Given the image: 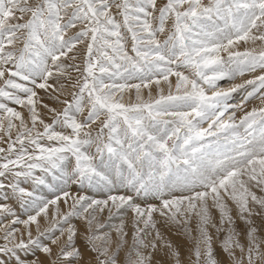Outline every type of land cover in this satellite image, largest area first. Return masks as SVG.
<instances>
[{"label":"snow or ice","instance_id":"obj_1","mask_svg":"<svg viewBox=\"0 0 264 264\" xmlns=\"http://www.w3.org/2000/svg\"><path fill=\"white\" fill-rule=\"evenodd\" d=\"M170 225L264 264V0H0V264H182Z\"/></svg>","mask_w":264,"mask_h":264},{"label":"rangeland","instance_id":"obj_2","mask_svg":"<svg viewBox=\"0 0 264 264\" xmlns=\"http://www.w3.org/2000/svg\"><path fill=\"white\" fill-rule=\"evenodd\" d=\"M240 50H243V45H241V48H240ZM223 55H227L226 53H224ZM73 75H75L74 73H73ZM246 77V79H249L250 77L248 76L247 77V75L245 76ZM245 77H237L238 79H239V81H238V83H243V81L245 80ZM175 78L173 77V80H174ZM227 79H225V80H222V81H218L217 82V87H218V89H224V87H222V85H224V84H226V81ZM242 80V81H241ZM241 81V82H240ZM218 84H222V85H218ZM220 86V87H219ZM155 92H156V89H155V86H153V94L155 95ZM165 92H167V89H165ZM239 92V94L241 93V94H243V93H245V91L244 90H240V91H238ZM209 94H211L210 93V91H209ZM40 96H42V97H44V102L45 103H49L50 105H52L53 104V102L50 100V99H48V97L47 96H45V94H44V92L43 91H41L40 92ZM241 97V96H240ZM237 100H239V99H237ZM11 106H15V105H11ZM53 106H55V105H53ZM257 106H259V101H257ZM252 106H247V108L248 109H250ZM241 114H243V113H241ZM240 114V115H241ZM207 125H205V127H206ZM30 187V186H29ZM74 191L76 190V189H73ZM38 194H40V195H44V196H46V197H49V198H52V195H51V193L49 192V190L46 188V187H41V189H39L38 190ZM83 194V193H82ZM87 194H89V195H92L93 194V192L90 190ZM97 198H101V196L99 195V194H97ZM15 207H16V211H17V213L19 214V215H21V218H24V213L22 212V210L19 208V205H15ZM62 207H65L64 205H62ZM214 212H215V210H213ZM216 216L218 217V212L216 213ZM105 217H107V213H105ZM122 218H125V217H122V216H120V215H116V216H114L113 218H112V220H111V224L112 225H117V224H119L120 223V220L122 219ZM157 219H159V217H157ZM19 227V226H18ZM3 233H2V230H0V235H2ZM164 235L165 236H167L170 240H172L173 241V243L174 244H177V243H179V244H181V248H180V251H181V253H182V255H181V262H182V264H188V261H189V259H190V256H191V250H192V247H193V241H192V239L190 238V237H188L185 233H184V230H183V228H180V227H177V226H175V225H170V226H168V228L164 231ZM193 235H195V233H193ZM169 259H173V258H169ZM193 264H194V261H193Z\"/></svg>","mask_w":264,"mask_h":264},{"label":"bare ground","instance_id":"obj_3","mask_svg":"<svg viewBox=\"0 0 264 264\" xmlns=\"http://www.w3.org/2000/svg\"><path fill=\"white\" fill-rule=\"evenodd\" d=\"M248 77V76H247ZM245 79H246V77H245ZM227 82H226V84H224V85H222V84H218V85H222V87H224V90H227L229 87H231L232 86V84H234V83H238V81H239V79L238 78H236L234 81L233 80H229V79H227L226 80ZM242 81V80H241ZM240 81V82H241ZM220 87V86H219ZM250 90V89H249ZM246 93H243V94H239V92L237 91V92H235V93H233L232 94V96L231 97H229L228 98V101H227V103H229L230 105H235V104H237V103H239V102H241V100H242V98L244 97V95H245ZM241 96V97H240ZM237 99H239V100H237ZM247 106H257V101H252V102H250ZM242 112H237V116L239 117V116H241L242 114H241ZM241 114V115H240ZM228 114L226 113V116H227Z\"/></svg>","mask_w":264,"mask_h":264}]
</instances>
